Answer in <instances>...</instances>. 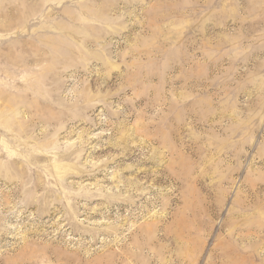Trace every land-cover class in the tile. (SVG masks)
Returning a JSON list of instances; mask_svg holds the SVG:
<instances>
[{
  "label": "rangeland",
  "instance_id": "374dc122",
  "mask_svg": "<svg viewBox=\"0 0 264 264\" xmlns=\"http://www.w3.org/2000/svg\"><path fill=\"white\" fill-rule=\"evenodd\" d=\"M0 264H264V0H0Z\"/></svg>",
  "mask_w": 264,
  "mask_h": 264
}]
</instances>
